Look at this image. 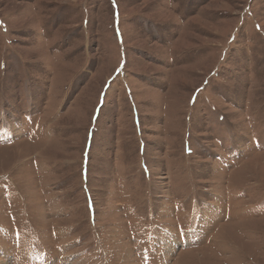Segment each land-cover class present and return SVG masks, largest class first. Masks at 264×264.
I'll list each match as a JSON object with an SVG mask.
<instances>
[{
	"label": "rangeland",
	"instance_id": "374dc122",
	"mask_svg": "<svg viewBox=\"0 0 264 264\" xmlns=\"http://www.w3.org/2000/svg\"><path fill=\"white\" fill-rule=\"evenodd\" d=\"M0 264H264V0H0Z\"/></svg>",
	"mask_w": 264,
	"mask_h": 264
}]
</instances>
